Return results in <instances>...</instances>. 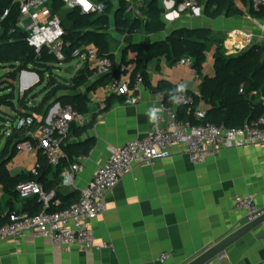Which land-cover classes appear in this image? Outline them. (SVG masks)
<instances>
[{
	"label": "crops",
	"instance_id": "1",
	"mask_svg": "<svg viewBox=\"0 0 264 264\" xmlns=\"http://www.w3.org/2000/svg\"><path fill=\"white\" fill-rule=\"evenodd\" d=\"M107 1L113 4V0ZM115 1L116 5L110 11L112 21L109 29L115 73L124 63L134 67L132 61L137 57L132 49L134 44L165 40L181 27H210L215 33L223 31L231 37L226 41L229 49L235 41L240 40L239 32H246L244 29L247 26L236 17L217 18L212 22L205 14L201 15V8L195 10L193 15L185 11L184 16L181 4L179 10L176 9L174 0H158L166 25L163 32H130L125 27L117 28L113 21L114 13L120 6L119 1ZM236 2L245 8L240 0ZM126 6L127 10H131L132 17L142 18L140 16L144 15L145 0H126ZM212 23L214 25L210 26ZM232 30L237 33H230ZM212 51L208 53L205 66L206 73L210 75L213 74ZM75 60L68 63L75 66L81 62L78 60L74 64ZM147 71L148 78L136 103L110 92L107 87L111 80L109 75L100 76L94 72L87 86L80 89V93L88 95L89 110L86 113L89 122L94 123L81 135L71 130L65 145L85 147L90 144L92 149L86 155V167L77 174L74 186L63 184L64 171L56 175V167L47 176L46 184L57 180L55 189L51 190L55 192L53 201L56 205L62 203L60 193L67 195L77 191L78 196L80 190L92 180L98 167L107 160L111 150L142 138L152 130L151 113L162 102L156 90L160 82L184 86L193 93H200V77L192 66L180 67L165 57L152 58L148 61ZM66 77L70 80L72 76ZM107 77H110L108 84L94 87L99 80ZM32 79V76L24 77L23 82L31 83ZM19 83L20 75L15 82V94L20 100L23 99L24 105L17 104L16 109L3 107L11 108V112L2 108L6 117L2 124H6L10 131L14 130L20 108L33 115L37 123H46L55 112L53 100L74 95L69 89H64L58 91L54 99L44 101V95L42 98L34 96L37 93L34 90L25 98L26 92L21 91L23 85L18 86ZM41 103L43 109L38 112L35 108ZM200 107L205 108L203 104ZM172 108L177 113L176 105ZM28 141L34 145L30 152L19 147V144ZM16 142L17 151L12 158L15 155L18 158L12 167L7 165L12 158L6 163L8 175H29L35 167H39L44 155L37 150L29 134L20 135ZM9 189L10 186L5 187L0 182L2 215H7L13 209L31 212L35 204L40 210L45 209V204L39 198L32 197L23 202L18 199L15 190L12 193ZM239 195H253L257 204L264 207V147L226 149L216 156H210L202 164L193 163L182 148L174 147L168 158L159 159L151 165L135 166L133 172L123 177L107 195V209L94 218L93 225L96 243L100 246L113 244V248L89 251L74 247L64 249L49 240L27 235L0 243V264H188L248 223L245 212L235 208V198ZM164 253L169 258L162 262ZM213 264H264V222L230 246L223 259L214 258Z\"/></svg>",
	"mask_w": 264,
	"mask_h": 264
},
{
	"label": "built area",
	"instance_id": "2",
	"mask_svg": "<svg viewBox=\"0 0 264 264\" xmlns=\"http://www.w3.org/2000/svg\"><path fill=\"white\" fill-rule=\"evenodd\" d=\"M64 8L71 10L79 8L84 14H102L106 10V3L102 0H62ZM49 0H13L20 10L19 25L26 32L28 43L37 54L47 50L60 62L66 58L64 35L61 19L53 15L48 9ZM254 10L264 8V0H250ZM181 9L195 11L199 8V0H183ZM10 9L4 11L3 18L8 16ZM143 23L147 18L142 16ZM3 27L0 22V34ZM235 33H237L235 31ZM240 40L235 41L230 49L234 52L246 47L252 35L238 34ZM74 59L88 62L97 75H109L111 80L107 85L110 92L124 96L131 103L140 99L139 93L145 84L142 73L133 76V66L121 64L119 71L114 72V62L109 56L99 54L94 45L76 48L73 51ZM191 57H183L177 62L180 67L192 66ZM32 76L31 83L24 84L23 78ZM21 91L25 93L40 79L36 72L23 70L20 74ZM244 92V87L240 88ZM161 104L154 109L152 130L144 137L129 141L120 148L111 150L107 160L102 163L89 184L82 188L76 201L68 207L47 211L55 198V192H46L37 180H28L17 185V191L22 199L37 197L44 204L45 209L30 215L20 210H12L6 215V222L0 225V243L23 238L27 235L35 238L49 240L64 249L78 248L80 251L99 250L101 248H113V244L96 243V233L93 220L103 214L107 209V195L120 182L131 174L137 165H151L159 159L168 158L174 147H180L195 164L205 163L210 156H216L222 151L231 148H243L249 146L264 147V112L257 118L247 121L240 127H227L214 123H202L206 117V109L198 106L194 112L195 119L201 123L192 124L177 119V113L172 107H167L163 101V93H159ZM259 100L264 104V90L258 93ZM105 97L101 99L103 103ZM193 95H178L175 104H193ZM104 106V105H102ZM89 122L87 114L80 112L73 105L55 106L50 121L37 123L33 115H20L16 117L14 130L6 128L7 140L12 132L20 135L29 134L39 150L52 167H58L63 161L68 160L69 155L64 145L69 137L72 126L84 127ZM7 127V126H6ZM19 147L30 152L34 145L32 142H23ZM86 156H79L77 161L63 172V184L74 186L77 174L86 167ZM33 175H38V168L32 170ZM236 210L246 214L248 223L264 216V207L257 204L253 195H239L235 198ZM169 258L167 253L161 256L164 262ZM217 259H223L218 255ZM213 264V260L208 262Z\"/></svg>",
	"mask_w": 264,
	"mask_h": 264
},
{
	"label": "trees",
	"instance_id": "3",
	"mask_svg": "<svg viewBox=\"0 0 264 264\" xmlns=\"http://www.w3.org/2000/svg\"><path fill=\"white\" fill-rule=\"evenodd\" d=\"M102 1L106 3L105 12L102 14H84L79 8L66 10L62 0H49L50 12L60 17L65 30L64 42L66 46L64 51L66 58L60 62L47 50L42 51L41 54L35 52V49L27 41L26 32L19 25L20 10L18 6L13 4V0H0V22L3 27V32L0 34V66L10 65L11 67V71L7 76L8 79L3 80V84H7L8 93L0 96V113H3V107L16 109L17 104L24 105L23 99L20 100L16 96L13 87L21 72L30 70L39 75L40 81H43L48 75V86L54 88L56 93L64 89H69L74 93L73 96L58 97L54 100L52 106L58 102L61 105L71 104L80 112L87 114L86 112L89 110L88 95L80 93V89L87 86L95 70L90 67L87 61L83 62L79 70L66 82L59 79L54 74L53 69L61 63L72 61L74 59L73 51L76 48L88 45H94L100 55L109 56L112 61L114 60L109 33L112 7L107 0ZM118 1L120 6L114 13L113 20L117 28L125 27V30L130 32L143 30L147 33L163 32L166 29L158 0H145L143 15L147 18L145 23L141 18L132 17L131 10H127L126 0ZM174 1L176 6H179L183 0ZM240 1L245 8L238 6L236 0H199V7H203L205 16L212 19L222 16L228 18L242 17L246 15V9L257 19H264V8L254 10L250 5V0ZM6 9H10V13L3 18ZM60 12L63 13V17L59 15ZM222 47L223 43H217V36L210 27H181L173 31L165 40L151 44H134L132 49L137 53V57L132 61L134 63L132 74L135 76L137 73H142L146 81L149 59L165 57L173 64H177L183 57H191L193 60L192 67L200 77V93L196 94L184 86L172 85L162 81L156 87V90L163 93L164 104L167 107H173L176 105L175 98L178 95H193L195 98L193 104L176 105L179 121L191 122L192 124L201 123L195 119L194 112L200 104H203L206 109V117L202 123L209 122L226 125L227 127H240L264 112V104L258 98V93L264 90V48L255 45L240 53L227 55ZM211 51L213 59L212 75L207 74L205 69L208 53ZM109 80L110 77L101 79L94 87L106 85ZM241 87H244L242 93L240 92ZM33 89L27 90L24 97L26 98L28 94L33 92ZM44 101L48 100L44 98ZM22 108L19 109L18 116L28 115ZM35 109L41 112L43 104L41 103ZM2 122H5V120L0 116V134L5 132L7 128L6 124H2ZM93 123V121L88 122L84 127L72 126L71 130L76 135H81L91 128ZM18 139H20V134L15 131L12 132L0 152V182L5 187L10 186L9 190L12 193L15 190L18 199L24 202L30 198H20L17 191L19 183L37 180L46 192H51L55 189L57 180L55 179L46 184L47 176L53 171V167L48 164L45 156L39 162L38 175H33V173L29 175L21 174L15 177L8 175L6 163L16 153L17 142L15 143V141ZM64 148L69 158L56 167V175L67 169L70 164L75 162L77 157L88 155L92 146L89 144L82 147L72 144L69 146L64 145ZM28 176L30 178H27ZM77 194V191L67 195L60 193L62 203L56 205L55 201H52L47 211H56L68 207L77 200ZM32 209L34 211L27 213L34 215L42 211L37 204L33 205ZM21 211L26 212L24 209ZM6 219V215H2L0 212V225L4 224Z\"/></svg>",
	"mask_w": 264,
	"mask_h": 264
},
{
	"label": "rangeland",
	"instance_id": "4",
	"mask_svg": "<svg viewBox=\"0 0 264 264\" xmlns=\"http://www.w3.org/2000/svg\"><path fill=\"white\" fill-rule=\"evenodd\" d=\"M94 1H97V0H94ZM112 2H113V4H110L111 7H113V5H116V1L115 0H113ZM175 8L178 9V6H175ZM199 8H201V15H203L204 13H203L202 7H199ZM48 9H50L49 6H48ZM246 11H247V13L245 15L246 18L236 17L237 20H241L244 23V25L247 26L244 29V31H246L245 34L252 35L251 39L249 40V43L241 51H244L245 49L249 48L250 46H255V45H259L262 48H264V19H257L256 17H254L253 15H251L248 12V9H246ZM190 12H191L192 15L194 14V11H190ZM190 12H188V13H190ZM183 14L185 16V11L182 12V15ZM59 15L61 17L64 16L63 13H61V12L59 13ZM140 17H142V16H140ZM133 18H136L135 15L133 16ZM208 19L209 20H212V22H215V19H211V18H208ZM219 19L220 20H224V19H228V17L222 16ZM213 25H214L213 23L210 24V26H213ZM236 30H239V29H236ZM233 32H235V30H232L230 33H233ZM215 34L217 36V43H219V42H222L223 43V47L222 48L225 50V52H226L227 55L237 54V53H240L241 52L240 50L238 52H234L233 50H231V49H229L227 47L228 45H226V41H227V39L230 40L231 37L230 36H227L226 34H224L223 31L218 32V33H215ZM228 44H230V43L228 42ZM77 61H78V59L75 60L74 64ZM71 65H73V64L65 63V62L64 63H61L60 65H57V67L53 69L54 74L59 75V76H63V77L64 76L65 77L66 76H70V75H66L64 73V70H65V68H67L68 66H71ZM10 71H11L10 65H1L0 66V96L8 93V89L6 88L7 87V84H3V80L5 78H7L8 73ZM20 84L21 83H19L18 86H20ZM33 88H34L33 91L35 90L37 92L34 96H39L40 98H42V96L44 95V98H46V100H52V99H54V97L57 94L56 91L54 90V88L48 86V75H46V77H45V79L43 81L42 80L41 81H38L33 86ZM13 89H14V92L17 91V87L16 86H14ZM11 108H3V110L4 111H7V112H11ZM12 109H14V108H12ZM0 116L3 117V118H6L4 113H0ZM6 141H7V135L6 134L1 135L0 136V152L3 150V148H4L5 144H6ZM19 152H21V151H19ZM17 158H18V155H15L7 163V165L9 167H12L14 161Z\"/></svg>",
	"mask_w": 264,
	"mask_h": 264
},
{
	"label": "water",
	"instance_id": "5",
	"mask_svg": "<svg viewBox=\"0 0 264 264\" xmlns=\"http://www.w3.org/2000/svg\"><path fill=\"white\" fill-rule=\"evenodd\" d=\"M80 63L81 62H78L75 66H73V65L68 66L67 68H65L64 73L66 75L73 76L76 73L77 68L79 67ZM57 76L61 80H64L66 82L68 81V78H66L65 76L64 77L63 76H59V75H57ZM60 105H61L60 102H58V103H56L55 106L57 108H59ZM263 222H264V216L260 217L259 219L255 220L253 222L245 224L244 226L239 228L237 231L233 232L232 234H230L229 236H227L226 238H224L223 240L218 242L216 245L211 247L209 250H207L203 254H201L198 257H196L195 259H193L188 264H207L209 261L213 260L218 255H223L225 253V251L230 246L235 244L242 237H244L247 233H249L256 226H258L259 224H261Z\"/></svg>",
	"mask_w": 264,
	"mask_h": 264
},
{
	"label": "clouds",
	"instance_id": "6",
	"mask_svg": "<svg viewBox=\"0 0 264 264\" xmlns=\"http://www.w3.org/2000/svg\"><path fill=\"white\" fill-rule=\"evenodd\" d=\"M151 115H152V118L154 119V118H155V112L153 111V112L151 113Z\"/></svg>",
	"mask_w": 264,
	"mask_h": 264
}]
</instances>
